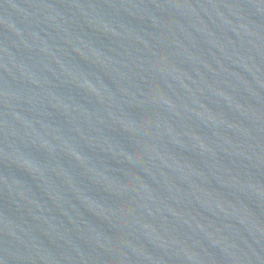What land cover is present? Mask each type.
Returning a JSON list of instances; mask_svg holds the SVG:
<instances>
[{
    "label": "water",
    "instance_id": "1",
    "mask_svg": "<svg viewBox=\"0 0 264 264\" xmlns=\"http://www.w3.org/2000/svg\"><path fill=\"white\" fill-rule=\"evenodd\" d=\"M0 264H264V0H0Z\"/></svg>",
    "mask_w": 264,
    "mask_h": 264
}]
</instances>
